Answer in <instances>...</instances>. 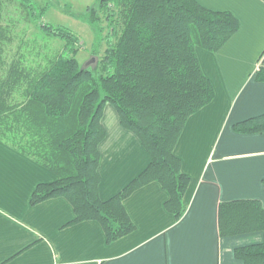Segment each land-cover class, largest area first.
<instances>
[{"label": "trees", "instance_id": "16d2710c", "mask_svg": "<svg viewBox=\"0 0 264 264\" xmlns=\"http://www.w3.org/2000/svg\"><path fill=\"white\" fill-rule=\"evenodd\" d=\"M8 1L0 0V141L57 177L37 186L31 204L65 198L75 211L72 224L97 221L112 243L135 230L124 200L158 183L169 196L167 211L181 219L190 178L175 149L190 117L215 98L197 50L220 51L239 32L238 18L196 0H99L98 9L116 40L109 41L98 70L92 71L73 56L79 39L47 25V35L65 43L62 53L43 58L40 45L31 40L32 58L21 54L24 46L10 55L19 25L32 22L26 11L32 5L26 0V9L19 7L21 18H12L4 12ZM256 79L264 81L263 68ZM107 105L122 128L140 141L150 163L119 194L102 201L100 146L107 136ZM233 129L237 134H263L264 114ZM219 226L222 237L264 234V208L256 200L223 203ZM235 257L244 264H264V240L237 248Z\"/></svg>", "mask_w": 264, "mask_h": 264}, {"label": "crops", "instance_id": "0c3cea01", "mask_svg": "<svg viewBox=\"0 0 264 264\" xmlns=\"http://www.w3.org/2000/svg\"><path fill=\"white\" fill-rule=\"evenodd\" d=\"M196 1L232 13L240 30L217 53L197 50L215 98L190 117L175 149L190 178L183 217L167 211L168 194L150 183L123 202L135 230L108 243L99 222L72 224L75 211L65 198L32 205L37 186L57 177L0 141V264H244L235 250L263 242L262 232L222 237L219 220L223 203L256 200L264 208V133L233 129L264 114V81L256 79L264 69V0ZM103 123L99 196L108 201L150 157L111 106Z\"/></svg>", "mask_w": 264, "mask_h": 264}, {"label": "rangeland", "instance_id": "374dc122", "mask_svg": "<svg viewBox=\"0 0 264 264\" xmlns=\"http://www.w3.org/2000/svg\"><path fill=\"white\" fill-rule=\"evenodd\" d=\"M28 1L32 5V10L26 9V6L29 5L26 0H10L5 6L8 9L4 8V12L7 13V10L10 12L8 14L10 17L21 18L22 11L19 7L23 4L26 11L29 12V19L32 21L28 26L25 23L19 25L18 30L20 31L16 30L12 51L9 54L13 56L19 52L18 47L21 49L24 46L21 54H27L32 58V53H35V50L30 45L31 40L38 42L37 48L40 45L42 57L62 53L65 43L48 36L46 29H44L47 25L68 30L75 35L79 39V44H77L79 51L77 55L73 56L81 67L97 71L99 63L108 49L109 41L116 40L109 27V21L104 13L98 9L99 0ZM14 8L15 11L13 12ZM96 18H99L97 23L94 22L97 21ZM86 20L94 22V26L88 24ZM20 22H22V19ZM118 32H121V28H118ZM107 107L110 106L107 105ZM108 111L110 112L111 109Z\"/></svg>", "mask_w": 264, "mask_h": 264}]
</instances>
